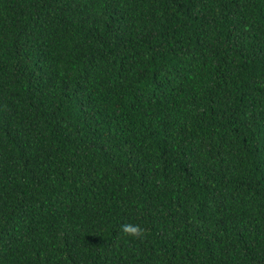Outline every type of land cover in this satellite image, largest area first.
I'll use <instances>...</instances> for the list:
<instances>
[{
  "label": "trees",
  "instance_id": "1",
  "mask_svg": "<svg viewBox=\"0 0 264 264\" xmlns=\"http://www.w3.org/2000/svg\"><path fill=\"white\" fill-rule=\"evenodd\" d=\"M0 264H264V0H0Z\"/></svg>",
  "mask_w": 264,
  "mask_h": 264
},
{
  "label": "clouds",
  "instance_id": "2",
  "mask_svg": "<svg viewBox=\"0 0 264 264\" xmlns=\"http://www.w3.org/2000/svg\"><path fill=\"white\" fill-rule=\"evenodd\" d=\"M122 229L133 235H140L143 232V228L140 225L124 224L122 225Z\"/></svg>",
  "mask_w": 264,
  "mask_h": 264
}]
</instances>
